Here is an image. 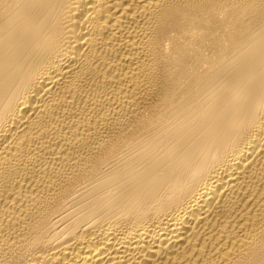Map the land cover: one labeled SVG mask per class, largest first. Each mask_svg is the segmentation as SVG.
Returning <instances> with one entry per match:
<instances>
[{
	"label": "bare ground",
	"instance_id": "bare-ground-1",
	"mask_svg": "<svg viewBox=\"0 0 264 264\" xmlns=\"http://www.w3.org/2000/svg\"><path fill=\"white\" fill-rule=\"evenodd\" d=\"M0 264H264V0H0Z\"/></svg>",
	"mask_w": 264,
	"mask_h": 264
}]
</instances>
